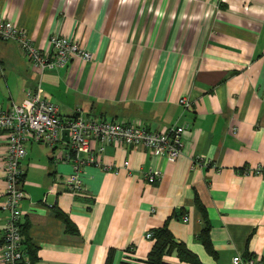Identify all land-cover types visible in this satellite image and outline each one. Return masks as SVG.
<instances>
[{
	"label": "crops",
	"instance_id": "crops-1",
	"mask_svg": "<svg viewBox=\"0 0 264 264\" xmlns=\"http://www.w3.org/2000/svg\"><path fill=\"white\" fill-rule=\"evenodd\" d=\"M0 17L44 51L64 36L93 56L44 75L63 121L82 113L156 133L186 128L174 162L107 146L104 166L82 171L79 197L61 146L27 143L22 250L31 264L145 262L155 244L147 236L166 226L201 264L264 261V177L243 174L264 171V0H0ZM37 82L18 45L0 41V108L21 105ZM6 155L0 133V196ZM9 218L0 210V264ZM207 226L210 250L198 239Z\"/></svg>",
	"mask_w": 264,
	"mask_h": 264
},
{
	"label": "built area",
	"instance_id": "built-area-1",
	"mask_svg": "<svg viewBox=\"0 0 264 264\" xmlns=\"http://www.w3.org/2000/svg\"><path fill=\"white\" fill-rule=\"evenodd\" d=\"M0 41L18 45L24 58L30 63L38 77L35 87L26 92L21 105H13L8 111L0 108V133L7 139V155L5 159V175L7 190L0 196V210L10 215L4 244L2 248L3 264H31L22 250L23 213L22 203L26 198L23 190L24 178L21 163L27 157L26 144L31 140L41 143L52 150L61 146L60 163L69 164L73 175L67 182L68 191L74 196H82L85 187L81 179L82 171L88 167L104 166L101 157L107 146L116 145L129 149H146L155 157H166L170 162L176 161L183 154V136L186 128L173 127L165 133H156L145 128L140 122L122 123L106 121L77 113L67 121L59 115V109L49 102L44 95L43 79L47 72L63 69L76 60L90 62L93 56L78 42L64 36L50 39L51 51L47 52L35 46L26 32L20 30L11 21L0 17ZM186 110L191 104L182 99L179 102ZM68 132L69 142L63 139V132ZM98 144L93 149V144ZM128 168V164L125 165ZM108 172L110 170L104 169ZM244 175L263 176L261 169L246 170ZM159 174L148 178L149 184L157 182ZM49 194H54L50 191ZM1 197L4 202L1 203ZM184 218V223H188ZM153 234L147 236L152 240ZM234 264H264V261L237 257Z\"/></svg>",
	"mask_w": 264,
	"mask_h": 264
},
{
	"label": "trees",
	"instance_id": "trees-1",
	"mask_svg": "<svg viewBox=\"0 0 264 264\" xmlns=\"http://www.w3.org/2000/svg\"><path fill=\"white\" fill-rule=\"evenodd\" d=\"M201 208V207H200ZM65 221V220H64ZM68 224V222L65 221ZM25 230H23V235ZM154 247L145 262H131L126 264H169L168 259L175 257L179 264H201L199 258L189 251L186 246L175 241L167 226L153 233ZM207 250L211 249L209 227L207 226L198 238ZM29 258V256H27ZM30 262L31 259L29 258ZM106 264H112L110 255Z\"/></svg>",
	"mask_w": 264,
	"mask_h": 264
},
{
	"label": "water",
	"instance_id": "water-1",
	"mask_svg": "<svg viewBox=\"0 0 264 264\" xmlns=\"http://www.w3.org/2000/svg\"><path fill=\"white\" fill-rule=\"evenodd\" d=\"M63 139L68 143L69 142V138H68V132H63Z\"/></svg>",
	"mask_w": 264,
	"mask_h": 264
}]
</instances>
